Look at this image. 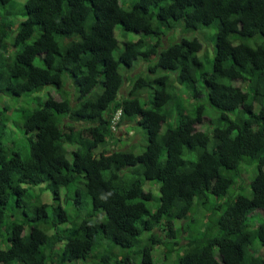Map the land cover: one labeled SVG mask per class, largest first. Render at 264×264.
I'll use <instances>...</instances> for the list:
<instances>
[{
	"label": "trees",
	"instance_id": "1",
	"mask_svg": "<svg viewBox=\"0 0 264 264\" xmlns=\"http://www.w3.org/2000/svg\"><path fill=\"white\" fill-rule=\"evenodd\" d=\"M127 1L27 0L8 41L17 4L0 0V106L50 87L19 119L0 113V264H86L98 240L133 248L150 232L141 264H154L165 238L185 244L179 264H264L252 245L264 248V0ZM118 25L141 37L120 50ZM178 27L196 35L173 41ZM201 27L215 29L213 58ZM137 61L145 67L121 97V66ZM127 125L145 130L143 152L125 141L135 135ZM245 158L258 162L250 194L219 207L214 235L181 240L175 221L196 199L228 194ZM153 181L158 201L145 186ZM44 184L54 202L31 205L28 191Z\"/></svg>",
	"mask_w": 264,
	"mask_h": 264
},
{
	"label": "rangeland",
	"instance_id": "2",
	"mask_svg": "<svg viewBox=\"0 0 264 264\" xmlns=\"http://www.w3.org/2000/svg\"><path fill=\"white\" fill-rule=\"evenodd\" d=\"M16 2V9H13L10 14V19L13 21V28L14 31H12L11 37L8 39V41L12 40L13 36L16 34L18 29L21 27V23L25 19L24 13L20 16L18 15L21 12H23V9L25 8V3L27 0H14ZM133 1L136 0H128L127 6H130ZM11 9L9 6H6L2 8V13H5L6 10ZM16 15V16H15ZM200 32L204 33V35L200 34V36H206L207 39H203L204 44V51L203 54H208L207 51H209V56L213 58L214 51H215V29L211 27H201L199 29ZM197 31H192L190 33L186 32L182 29V27H178L175 31H173V35L171 38H173V41H178L181 38L184 37H191L187 36V34H194L196 35ZM121 33L122 36H119L120 40V50L123 49V44L126 41L134 42L136 39H139L141 35L134 34V33H124L122 31V27L118 25L116 27V34ZM30 40V42H32ZM118 56V52H116V57ZM150 65L154 66L156 64L155 58L152 59L149 63ZM144 66L145 63H141L140 61H137L134 64L133 69H128L125 66H121V72L129 78V81L125 84V86L122 88L120 95L121 97L128 95L130 85L133 84V80H135L137 77L141 76L140 73L135 75L139 70L140 67ZM146 64V68H147ZM144 74V73H143ZM163 74V71H158L157 75ZM157 75H153L154 77ZM130 83V85H129ZM178 87H180L178 85ZM50 90V87L44 88V90L32 93L31 96H22V97H15L10 96L7 94V96L3 97L2 105L0 106V113L5 114V112L11 116L13 119L14 117H18L21 115L20 108L25 107L29 111H32L39 107V100L43 102L46 98L47 91ZM140 93L137 95L139 98H144L148 95H150V92L153 93V89L146 90H140ZM176 97H178L177 101H182L181 98H185V94H183L182 90L179 89V91H176ZM147 93V94H146ZM74 95H70V98L73 99ZM151 96V95H150ZM207 99V98H206ZM143 100V99H142ZM199 103L201 102L206 103L205 99L200 98ZM146 101V100H145ZM148 101V100H147ZM146 101V102H147ZM176 101V102H177ZM144 107L147 108L149 105H146L143 103ZM175 105V104H173ZM207 105V103H206ZM7 108V110H6ZM17 123L16 121L12 120L10 121V128L13 130H16ZM18 127V126H17ZM131 128H133V132L135 133L134 136H129V138H124L125 141L130 144H140L139 147L134 151L136 154L143 152V150L146 148L148 144L147 135L145 130L140 128L139 126H129L127 125L125 127L126 131H129ZM10 129V130H11ZM18 130V128H17ZM166 130V127L163 128L162 133H164ZM13 140V139H11ZM11 140H7V143H12ZM17 141V139H16ZM113 144V143H112ZM124 147L128 148L127 145ZM250 160L247 158L244 159L241 169L243 171L239 175H236L234 172H231V175H233L235 183L230 188L228 194L224 196L215 197L213 195H208L207 199L204 198V202L199 204V200L196 199L194 206L192 207L191 212L189 213L188 217L184 221H175V229L178 231V237L184 241H202L204 237H211L215 234L216 228L215 226L211 225L212 222H217L218 218L222 214V210L219 209V207L225 208L227 205L232 204L237 196L241 194L249 195L250 192H248L247 186L250 181H252L255 177V175L258 173V162L248 163ZM146 189H151L154 197L156 200H159V183L157 182H149L145 185ZM47 186L40 185L36 187H31L28 191L29 197L31 199V205H35L38 203H53V196L50 190L45 189ZM156 187V188H153ZM249 188V187H248ZM14 195L11 198V202L13 201ZM88 201L91 203L92 200L89 196H87ZM158 202L152 203V208L155 209ZM84 207V205H83ZM12 214L14 216L18 217L19 210H14L13 208L9 207L7 211V215L9 218ZM251 223V222H250ZM261 223V220H256L255 226L257 227ZM252 224V223H251ZM27 231V230H26ZM164 232V231H162ZM152 233H146L144 236L140 237L139 243L133 247V248H123L117 244H115L111 239L108 238H102L98 240V246L93 251V258L85 262L86 264H141L142 262V253L141 250L148 247L149 241L147 240L149 236H151ZM185 236L184 238L182 236ZM0 241H4V238L0 239ZM175 240H170L165 238L162 243L159 245L154 246L152 250V256L154 259V264H179V258L185 254L186 248L185 244H182L180 247L175 246V244L172 242ZM183 242V241H182ZM181 242V243H182ZM252 245H254L256 251L261 250L264 251V248L260 245L258 241H255ZM152 248V246H150ZM104 256L109 257V259H102Z\"/></svg>",
	"mask_w": 264,
	"mask_h": 264
},
{
	"label": "built area",
	"instance_id": "3",
	"mask_svg": "<svg viewBox=\"0 0 264 264\" xmlns=\"http://www.w3.org/2000/svg\"><path fill=\"white\" fill-rule=\"evenodd\" d=\"M121 115H122L121 112H119V113L116 114V116L113 119L112 127H113L114 130L117 129V127H118V123L120 121Z\"/></svg>",
	"mask_w": 264,
	"mask_h": 264
},
{
	"label": "clouds",
	"instance_id": "4",
	"mask_svg": "<svg viewBox=\"0 0 264 264\" xmlns=\"http://www.w3.org/2000/svg\"><path fill=\"white\" fill-rule=\"evenodd\" d=\"M119 112H121V114H122V111H118L117 113H119ZM117 113H116V114H117ZM116 114L114 115V117L116 116ZM121 117H122V115H121Z\"/></svg>",
	"mask_w": 264,
	"mask_h": 264
}]
</instances>
